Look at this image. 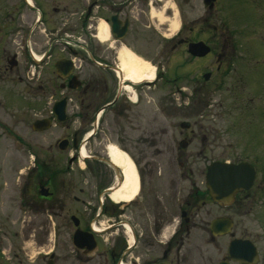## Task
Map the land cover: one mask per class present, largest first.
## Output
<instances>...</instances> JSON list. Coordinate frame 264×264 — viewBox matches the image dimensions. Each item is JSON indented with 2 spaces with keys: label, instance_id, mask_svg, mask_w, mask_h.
I'll use <instances>...</instances> for the list:
<instances>
[{
  "label": "flooded vegetation",
  "instance_id": "1",
  "mask_svg": "<svg viewBox=\"0 0 264 264\" xmlns=\"http://www.w3.org/2000/svg\"><path fill=\"white\" fill-rule=\"evenodd\" d=\"M215 1L222 23L212 42L204 14L201 26H189L184 38L166 37L162 30L169 28H161L158 18L163 0H0V79L21 90L0 96V216L30 219L27 229L14 233L0 223V264H27L33 230L41 231L43 246L52 237L55 242L63 205L60 151L69 145L68 162L80 170L72 200L89 216L87 225L78 218L74 231L90 232L96 242L91 255L78 251L95 264H264L257 229L264 223V172L258 169L264 167V0ZM168 13L167 19L172 8ZM102 22L105 41L99 38ZM197 42L209 51L194 55L189 44ZM123 48L153 67V80L125 78ZM181 67L184 89L176 85ZM160 81L190 106L187 121L179 123L181 149L197 137L192 107L201 104V150H176L178 176L155 159L167 150L149 144L135 160L136 195L115 200L123 175L106 143L113 135L124 138L123 146L138 154L145 136L153 141L165 134L143 126V92ZM51 131L59 137L49 143ZM17 142L24 150L21 164L15 161ZM81 148L88 155L81 156ZM215 164L240 165L242 178L253 170L252 182L231 193L221 183L215 187L209 183ZM234 240L240 242L237 259L228 254ZM42 258L56 264L53 247Z\"/></svg>",
  "mask_w": 264,
  "mask_h": 264
},
{
  "label": "rangeland",
  "instance_id": "2",
  "mask_svg": "<svg viewBox=\"0 0 264 264\" xmlns=\"http://www.w3.org/2000/svg\"><path fill=\"white\" fill-rule=\"evenodd\" d=\"M164 4V12L161 13V15H158L159 21H160V27L161 28H169V30L164 31L163 33L166 34V37H171L173 35H178V38H184L187 35V30L189 26L194 25L195 27H200V17L202 14L205 15L208 19V25H209V36L210 38L215 37L216 31H218L221 28V19H220V13L218 10V5L215 1V3L210 7H205L202 0H163ZM172 8V12H174L173 16L169 19V13L168 11ZM167 12V13H166ZM191 21L193 24H191ZM222 23V22H221ZM225 27L233 30L235 27L232 24H224ZM223 25V26H224ZM217 28V30L213 29ZM161 39H164L161 37ZM160 39V42L163 43V41ZM212 42L216 41L215 38L210 39ZM168 45V44H167ZM172 45V44H171ZM171 45H168L170 47ZM215 47V45L213 44ZM183 49V47L177 45L176 50L178 52L179 49ZM181 49V50H182ZM185 55V51H182ZM145 60V59H143ZM1 66V65H0ZM171 66V67H170ZM173 70V65L170 64L167 67V73H171ZM184 68H177L175 69L176 74H182V78L176 81L177 86H181L182 89H184L183 86H186V82L184 81V75L183 71ZM170 84H165V82H159L157 83L156 87L146 88L143 92V99H142V108L144 112V128L146 130H159L160 132L164 131V135H159L154 137L153 141H148L147 136H145V141L143 143L144 147L141 149V151L137 154V150L133 148L127 149L124 147L123 141L124 138L118 137L117 140H115V135H113V140H110L106 144L114 145L118 147L120 150L126 152L131 159L133 160L135 164L136 159H140L144 154L145 150L148 149L149 144H157L159 147H161L162 150L166 149L167 153L163 152V154H159L158 157H155V159H162L164 165L161 167V169H164L165 171H176V174L178 176L180 175V172L182 169L178 165V159L179 157L176 156V150L180 151L182 150V153L189 152H195L201 150V124L203 123V118L201 117L200 106L201 104L195 105L193 103V113H195L192 117V120L197 121V126H195V133L197 134V137L192 144V146H189L188 148H180L179 147V141L182 138L179 134L180 127L179 123L186 122V107L189 105L187 104L188 100H185L184 95L181 96ZM149 89V90H148ZM11 90H17L21 91L20 87H12L9 82L5 81L3 82L0 79V96L5 95V92L11 91ZM190 107V106H188ZM191 121V120H188ZM152 124H151V123ZM22 132V139L23 141H26V138L29 136V132L27 129H24ZM19 136V135H18ZM21 137V136H20ZM59 135L55 133V131H51L47 134L46 138L49 143H52L56 138H58ZM63 137V135L60 134V139ZM21 142H17V153L15 156V161L17 164H21V161L25 159L24 157V150L20 146ZM165 147V148H164ZM22 149V150H21ZM88 155V152H85ZM73 151L70 147V145L65 149L64 151H60V197L63 200L62 208H60V231L55 232V242L52 240L49 242V246L45 247L42 245V233L40 230H33L32 234L33 236L30 238L31 241H28L26 246V251L28 252L26 256V263L27 264H45V259L42 258L45 251H48L49 249H54L55 255H56V264H95V260L86 257L82 255L81 251H78L72 246L71 243V237L72 233L74 231V226L72 225V222L70 220L71 215H75L78 218L83 220V225H87L89 223V216L87 214H84V210L82 206H78L73 200L72 197L74 194H76V190L74 187V181L76 179V173L79 168L76 167V165H70L68 163L70 157L72 156ZM136 154V156L134 155ZM200 157L202 155H199ZM198 157V159L200 158ZM200 160V159H199ZM141 161V160H140ZM142 163V162H141ZM81 166H83L82 163H80ZM137 164V163H136ZM259 171L263 170L264 167L258 168ZM181 170V171H180ZM259 176V174H258ZM83 214H82V213ZM45 217H41V219H44ZM29 217L24 215H18V214H12L9 216H0V223H5L7 226V230L9 231V225L12 230L11 233H14V229H27V225L29 222ZM102 221L105 220V218L101 219ZM26 226V227H23ZM14 227V228H13ZM103 227V226H102ZM259 237L258 243L263 247L264 246V223H259L257 225ZM105 237V236H104ZM40 252V253H38Z\"/></svg>",
  "mask_w": 264,
  "mask_h": 264
},
{
  "label": "bare ground",
  "instance_id": "3",
  "mask_svg": "<svg viewBox=\"0 0 264 264\" xmlns=\"http://www.w3.org/2000/svg\"><path fill=\"white\" fill-rule=\"evenodd\" d=\"M99 32L100 40L105 41L108 38V32L104 22L100 24ZM120 65L125 72V78L134 83L154 79L153 67L140 57L134 56L126 48L120 51ZM107 151L111 161L121 169L123 175L120 189L112 197L115 200L129 201L136 195L138 190V177L134 162L126 152L114 145H109ZM80 153L81 156H84L85 151L83 148H81Z\"/></svg>",
  "mask_w": 264,
  "mask_h": 264
},
{
  "label": "water",
  "instance_id": "4",
  "mask_svg": "<svg viewBox=\"0 0 264 264\" xmlns=\"http://www.w3.org/2000/svg\"><path fill=\"white\" fill-rule=\"evenodd\" d=\"M214 0H204V4L209 5L211 7L213 5ZM189 50L194 55H204L209 51V47L205 45L203 42H197L193 44H189ZM61 120V119H60ZM183 126V125H182ZM65 141L60 142V149H65ZM219 170H223V173L220 176L217 174ZM241 166H231V165H225V166H218L217 164L211 165L209 168V183L213 184L215 187L218 186V183H221L225 186L226 190L228 192H233L234 190H238L241 187H247L253 179L254 172L253 170H249L247 176L245 178L241 177ZM221 177V180H220ZM71 221L75 227L78 226L79 220L76 216H71ZM239 240H234L231 242L228 254L229 258L230 256L234 259H237L240 255L238 253V247H239ZM72 245L74 248L78 250H82V253L84 255H91L95 249L96 242L94 240V237L92 233L87 231H81L79 229H76L72 234ZM234 253L236 255H234ZM254 256V253H251V256Z\"/></svg>",
  "mask_w": 264,
  "mask_h": 264
}]
</instances>
